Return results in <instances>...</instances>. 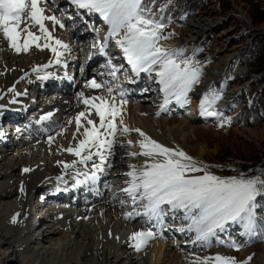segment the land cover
Masks as SVG:
<instances>
[{
  "label": "bare ground",
  "instance_id": "6f19581e",
  "mask_svg": "<svg viewBox=\"0 0 264 264\" xmlns=\"http://www.w3.org/2000/svg\"><path fill=\"white\" fill-rule=\"evenodd\" d=\"M40 6L45 8V15H55L64 24L63 28L59 25L53 27L51 21H45L53 37L69 45L68 50L58 47V51L64 53L59 64L48 48L38 49L33 45L27 52L17 53L0 33V248L3 258L0 264H194L200 258L202 247L207 248L208 244L201 241L194 243L195 236L190 239L193 232L187 231L190 222L184 220L182 211V214L166 215L162 226H157L155 221L149 222L142 215L125 218V213L143 211L132 205L123 191L131 179L127 176L132 170L130 165L140 168L148 160L141 155H129L141 151L138 142L143 138L139 133L118 132L112 154L106 153L107 159L101 165L103 171L96 173L99 179L76 185V180H84V176L77 173L88 172L91 175L93 165L100 164L99 157L93 156L87 165L77 162L74 167H64V164L80 159L66 151L83 138L77 132L75 121L77 114L86 110L79 93L83 92L85 97L101 96L111 100L107 86H111L114 93V85H119L117 94L113 95L121 108L124 126L129 129L138 128L167 147L174 149L172 144L175 142L180 147L188 148L189 135H195L190 125L201 121L205 125L215 117L201 115L200 101L204 94L209 89L219 94L220 99L213 108L217 112L220 109L221 112L224 111L237 94L235 89L227 93L228 83L243 75L246 69L243 68V74H237L241 70L239 58H231L232 56L227 59L226 67L220 72L213 71L215 68L203 69L200 82L188 93L189 103L181 106L172 98L167 110L162 111L164 94L160 91L161 85L157 82L155 73L149 76L142 72L136 76L123 52L117 47L115 38L109 39L103 53L99 51L100 60H94L97 52L88 53L87 49L91 44L103 43L110 29V25L99 14H84L86 10H78L70 0H41ZM102 20L105 27L99 25L100 28L94 29ZM202 24H189L190 31L182 38L186 46L183 54L200 51L201 44H197L195 39L203 30ZM20 27L23 28L24 24ZM31 30L40 34L38 26ZM177 42H163V47L181 48V44ZM38 43L43 45L44 40ZM109 45L114 46L111 57L116 59V63L111 62V68L105 72L99 64L103 62L107 65L106 50H112L108 48ZM191 47L197 48L194 51ZM86 52L88 56L85 57ZM80 56L86 59L83 71ZM50 61L48 68L33 71ZM117 64L123 67L116 73V79L121 73L123 78L114 84L111 73L113 67L117 68ZM124 78H127V83H124ZM92 79L105 87H88ZM121 91L125 93L123 99L127 101L122 105L119 95ZM229 98L231 100L227 101ZM188 104L190 108L187 107ZM224 104L226 106L222 109ZM24 105H27V109H24ZM49 113L52 115L49 116ZM175 114L181 118V125L165 126L167 128L164 130L160 117ZM90 118L98 122L94 111ZM167 119L163 118L161 121ZM2 120L13 124L12 129L1 126ZM82 131L83 129L80 130ZM175 136L179 137V141L176 142ZM128 141L132 144L129 145ZM24 169L31 171L25 172ZM58 177L61 179H57ZM36 191H41L42 197L31 203ZM13 195L20 197L22 206L17 198L14 203L8 204L7 201ZM36 211L42 217L39 222H36L37 217L34 218L35 215L32 214ZM19 212L24 214L21 218L22 233L12 222ZM45 222H48L47 226ZM145 228L156 233V238L137 251L131 246L133 241L129 237L133 232L143 231ZM180 228L185 231H179ZM14 231L19 233L13 235L16 240L11 241L10 235ZM35 231L38 232L36 236L33 235ZM227 231L230 236L220 239L242 243V232H236L233 225ZM222 233L218 232V236ZM211 244L221 246V256H228L227 252L232 251L227 243ZM259 257L261 262L258 264H264V245Z\"/></svg>",
  "mask_w": 264,
  "mask_h": 264
},
{
  "label": "snow or ice",
  "instance_id": "6c2138e0",
  "mask_svg": "<svg viewBox=\"0 0 264 264\" xmlns=\"http://www.w3.org/2000/svg\"><path fill=\"white\" fill-rule=\"evenodd\" d=\"M70 2L78 10L84 9L89 14H99L110 25L108 35L100 45L102 53L109 39L115 38L117 47L123 52L136 76L142 72L148 73L149 76L155 73L157 82L161 85L160 91L164 94L162 111L167 110L172 98L181 106L189 103L188 93L200 82L201 69L195 66L197 62L191 58H182L183 50L167 49L160 45L161 31L165 25L153 12L152 5L155 0H70ZM40 3L41 0H0V33L17 53L27 52L33 45L38 49L48 48L55 55V62L59 64L64 53L58 51V47L68 50L69 45L55 39L45 21H51L53 27L59 25L63 28L64 24L55 15H45V8L41 7ZM21 24H24L23 28L20 27ZM37 26L39 35L31 30ZM40 40H44L43 45L38 43ZM50 64L51 61L49 64L34 68L33 71L48 68ZM118 71V68L113 67L111 74L114 79ZM87 86L95 89L105 87L95 80ZM107 92L111 100L101 96L85 97L83 92L79 93L86 110L79 112L75 121L77 132L83 138L77 145L69 146L66 151L80 159L73 160L71 164H64V167H74L77 162L87 165L93 156L99 157L100 164L93 165L91 175L88 172L77 173L83 175L84 180H76V185L99 179L96 173L103 171L101 165L107 159L106 153L112 154L117 132L125 134L136 131L143 138L138 142L141 151L129 155L133 157L141 155L148 160L140 168L130 165L132 170L127 176L131 179L123 191L132 205L142 208L143 211L125 213L126 219L142 215L149 222L155 221L157 226H162L166 215L182 211L184 220L190 222L187 231H194L196 234L194 243L201 241L210 244L211 238L216 237L217 243H227L229 247L237 250L241 245L234 240L220 239L218 232H226L230 225H240L243 229L242 235L250 237L257 235L258 229L264 233V224L258 223L259 220H264V217L258 216V209L264 207L258 202V197L264 198V177H247L241 173L239 177L222 179L208 173L182 149L167 147L138 128L129 129L124 126L121 108L116 103L113 88L107 86ZM119 95L120 104L127 103L123 99L125 93L121 91ZM219 99V94L209 89L200 101L201 115L219 116L220 114L213 108ZM93 111L98 117V122L90 118ZM117 117H121L118 122ZM128 144L131 145L132 142L128 141ZM24 171L28 172L31 169ZM198 172H203V175H191ZM12 222H16V217H13ZM179 231L183 232L185 229L180 228ZM154 238L156 233L151 229L133 232L129 237L133 241L131 246L137 251L147 246ZM213 262L237 264L234 257L219 254L214 257L197 258L194 264Z\"/></svg>",
  "mask_w": 264,
  "mask_h": 264
},
{
  "label": "rangeland",
  "instance_id": "374dc122",
  "mask_svg": "<svg viewBox=\"0 0 264 264\" xmlns=\"http://www.w3.org/2000/svg\"><path fill=\"white\" fill-rule=\"evenodd\" d=\"M260 2L264 6V0H260ZM235 14L242 21L243 20L246 21L245 17L241 15L239 10ZM156 16L165 25V27L161 31L162 38L159 41L160 45L163 46V42L166 41H174V42L178 41L179 43L178 42L177 43L181 44L180 45L181 48L178 49L183 50V53L186 51V46L184 45L183 39L190 31L189 24L197 23V22L204 24L201 34L199 36H196L197 38L194 37L196 38L195 39L196 43L201 44L200 51L198 53H193L190 51L188 53L183 54L182 57V58H191L193 61L197 62L195 66L199 67L201 70L203 69L212 70L215 68V70L213 71L220 72L222 71L223 68L226 67L227 65L226 62L228 61L227 59L230 58V56H232L231 58L233 57L239 58L238 60L241 70H239L237 74L242 73L243 68L246 69L244 71V74L242 73L243 75L234 78L227 85L226 88L227 93L232 92L234 89L237 90V94L235 95V97H233V100L229 104V107H227L222 112L220 109L218 112L220 115L213 117L210 120V122H207V124L205 125H202L204 124L203 121L197 122L195 124H191L192 127L190 125V128H192L195 131V135L194 134L189 135L188 137L189 147L183 148L178 146L175 142H173L172 145L174 146V149L176 148L182 149L189 156L193 157L194 161L198 162L199 166L204 167L208 173L218 176L222 179H227L230 177H239L241 173L245 174L247 177H257V176L264 177V166H258L255 171L253 170L246 171V170H242V168L239 165H237L235 162L228 160L229 157L236 156L238 152H242V151H253V153H257L258 156H264V122L262 124L252 126V125L243 124V121L241 120L236 125H231L229 121L230 117L241 112V109L245 105L244 102L245 100L242 99L243 98L242 93L244 91V87L247 85L249 81H246L245 83L241 84L239 80L243 76L251 73L250 66H248L243 62L244 56L246 55V52L249 48V39L246 40L245 42H240L232 45L231 39L233 40L236 38L235 35L236 27L233 25L234 23L227 24L226 26L224 25L223 27H221V29H216L222 26V24L227 19V17L224 16L223 14H215L212 12V10H210L208 14H206L205 10L199 8L193 0H175L172 6H170L166 10L156 13ZM100 23L101 21L98 24H96V27L94 26V29L100 28L101 27V26L99 27V25H101ZM262 31L264 32V29H262ZM213 34H214V38H213ZM163 37H168V38L164 39ZM215 40L217 44L214 45L212 49L208 48L207 47L208 44ZM110 44L112 43L110 42ZM109 47L110 49L111 48L114 49L113 45H109L108 48ZM191 48H193L192 50L195 51L197 47L196 48L191 47ZM106 51L108 52L109 50ZM120 76L121 75H119L117 79L113 78L111 81L114 84L117 83L120 80ZM201 79L204 78L201 77ZM114 87L116 91L113 94L115 95L117 94L116 92L117 89L119 88V85L118 86L114 85ZM229 100L231 99L229 98L227 101ZM150 104L151 103H149V106ZM26 106L27 105H24V109H27ZM224 106H226V104L222 105V109ZM140 111L142 110L140 109ZM160 118L161 119L168 118V119L161 121ZM160 118L159 119L164 130L168 126L175 127V125H179V124L181 125L180 122L181 118L177 116V114L172 115L171 117H169V115L167 116L164 115ZM119 120L120 117H117V122ZM118 135L119 134H116V139ZM133 135H135V133H133L132 136ZM174 138L176 142L179 141L178 136H175ZM133 139H135L134 136ZM172 140L174 141L173 138ZM227 152H229L230 154L229 157H226L228 156ZM191 175H203V172L191 173ZM41 197H42L41 191H36L35 195L31 198L30 202L35 203L38 199H41ZM16 198H17V202L19 201L18 202L19 205H21L22 202L20 203L21 201L20 197H17L16 195H13V197H11L9 201H7L9 202L8 204L14 203L13 201H15ZM258 202L262 206H264V198L258 197ZM178 213L180 214L181 212ZM258 214L259 215L264 214V207L258 209ZM22 215H24L23 212H19V214L16 216V222L14 223L18 227V231L19 228L21 229V233L23 232L22 224H21ZM45 223L47 226L48 222ZM259 223L264 224V221H260ZM43 227H45V225H43ZM233 227L234 230H236V232L237 231L239 232L241 230H242L241 232H243V229L240 225H233ZM145 229L147 231V228ZM145 229L143 231H145ZM230 229L233 228L231 227ZM257 232H258L257 235L251 237L248 235H243L240 239V242L242 240V243L239 244L241 245L239 250H237L234 247L231 248L232 251L225 249L223 250L229 251L227 252V255L229 257H234L235 260L237 261V264H244L245 261L247 262V264H251V263L258 264L259 262H261L259 256L261 249L264 245V233H261L259 229L257 230ZM13 233L10 235L11 241L16 240V238H13V235L15 234L18 235L19 232L17 233L16 231H14ZM37 233L38 232L35 231L33 235L36 236ZM220 235L221 236L219 238H228L226 233L225 234L222 233ZM194 236H196V234L193 231V236L191 235L190 239H192V237ZM215 238L214 239L211 238L210 243L213 244L217 243V241H214ZM220 248L221 246L215 247L212 244L211 245L208 244L207 248L202 247V249L200 250L201 252L199 257L200 258L214 257L217 254H220ZM1 251L2 249L0 248V263L3 260ZM249 257H251L250 260L248 259Z\"/></svg>",
  "mask_w": 264,
  "mask_h": 264
},
{
  "label": "trees",
  "instance_id": "16d2710c",
  "mask_svg": "<svg viewBox=\"0 0 264 264\" xmlns=\"http://www.w3.org/2000/svg\"><path fill=\"white\" fill-rule=\"evenodd\" d=\"M175 0H155L152 5L153 12L168 9ZM196 5L205 10L208 14L212 10L215 14H223L227 17L222 26L232 24L236 27V38L231 39L232 45L245 42L249 39V48L244 56L243 62L250 66L251 73L243 76L239 82L241 84L249 81L244 87L242 96L245 105L241 112L230 117L231 125H236L241 120L245 125H259L264 122V6L260 0H193ZM238 8L242 9L246 15V21L239 19L235 13ZM215 29V30H216ZM259 29V30H258ZM214 38V34H213ZM237 41V42H236ZM217 42L212 41L208 48L212 49ZM226 157L230 154L227 152ZM228 160L235 162L242 170L255 171L258 166H264V156H258L253 151L238 152L236 156L229 157ZM220 169V168H219ZM264 217L263 215H259ZM260 221L264 220H259Z\"/></svg>",
  "mask_w": 264,
  "mask_h": 264
},
{
  "label": "water",
  "instance_id": "95a60500",
  "mask_svg": "<svg viewBox=\"0 0 264 264\" xmlns=\"http://www.w3.org/2000/svg\"><path fill=\"white\" fill-rule=\"evenodd\" d=\"M239 10V12L241 13V15L243 16V17H245V19H246V15L244 14V12L242 11V9H238Z\"/></svg>",
  "mask_w": 264,
  "mask_h": 264
}]
</instances>
